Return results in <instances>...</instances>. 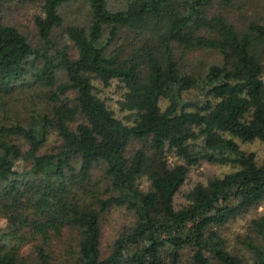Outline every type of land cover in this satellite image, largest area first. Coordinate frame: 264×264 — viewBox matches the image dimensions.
<instances>
[{
  "label": "trees",
  "instance_id": "obj_1",
  "mask_svg": "<svg viewBox=\"0 0 264 264\" xmlns=\"http://www.w3.org/2000/svg\"><path fill=\"white\" fill-rule=\"evenodd\" d=\"M3 1L27 0H0V264H264V217L241 241L249 263L221 235L264 201V158L239 145L264 144V16L237 26L235 0H128L115 11L86 0L88 23L66 27L58 47L52 34L71 0H40L37 49L3 22ZM199 50L219 61L189 68L186 57ZM113 81L123 120L96 92ZM31 85L44 91L42 105L24 121L8 119L4 99ZM51 133L58 142L44 151ZM202 162L234 171L196 184L176 208ZM114 209L133 222L103 256Z\"/></svg>",
  "mask_w": 264,
  "mask_h": 264
},
{
  "label": "rangeland",
  "instance_id": "obj_2",
  "mask_svg": "<svg viewBox=\"0 0 264 264\" xmlns=\"http://www.w3.org/2000/svg\"><path fill=\"white\" fill-rule=\"evenodd\" d=\"M128 0H106L107 6L111 11L123 8ZM263 0H235V9L231 13V21L235 22L237 26H240L243 22V18L257 19L264 16L262 8ZM40 0H27L24 3L3 1L2 2V14L3 22L15 26L20 32H22L28 41L31 43L33 48H41L39 37L34 26V18L40 15ZM60 15L63 19V28L58 29L52 34V38L60 45L68 43L65 39V28L69 26H85L88 23L90 17V9L86 0H71L60 9ZM72 56L75 55L74 49L71 48ZM186 62L189 68L200 67L202 70L205 66L215 64L219 61V56L215 52L208 50H199L190 53L186 57ZM203 63L204 66L200 65ZM37 66L40 64V60L36 62ZM60 80H63L62 74L59 75ZM97 94L106 101L107 105L113 110L115 116L121 120L124 119L126 114L121 113L117 101L121 98L122 90L120 89L117 81H113L112 85L108 88L102 87L96 83ZM43 90L35 86L25 87L16 90L12 94L8 95L4 100L3 105L6 116L10 120L20 119L24 121L26 114L29 110L42 105L43 102ZM195 91H190L185 95L186 99H193ZM58 142L57 136L51 133L49 140L44 148V151H49ZM140 144L133 142V147H139ZM241 150L245 152H252L256 156L258 163L264 158V144L258 141L253 143H241L239 142ZM170 163L177 162V158L169 156ZM234 169L229 165L219 166L212 165L205 162L190 169L187 179L180 192L175 197V206L180 208L185 205V194L190 191L196 184H206L207 181L214 177H222L228 173L233 172ZM95 179L98 177L99 172L95 170L93 172ZM143 190H146L148 183L145 181L141 182ZM264 217V201H262L255 208L250 209L243 215L239 216L236 220L229 222L222 230L221 235L226 239L227 249L233 253L244 255L247 262L249 263L250 256L245 251V248L241 244L242 239L249 232V225L252 220ZM103 222V233L101 237V250L103 256L108 255L111 248L112 242L117 237V234L124 225H129L133 222L132 213L124 209L111 210L105 217ZM0 229L4 232L7 230V221L4 218H0ZM63 238L67 236L64 233ZM70 237V236H67ZM59 239L54 244V250L56 248L57 258H60L61 251L63 248L64 239ZM28 244H24L21 248V252L25 253L28 251ZM186 257L183 258L180 264H186Z\"/></svg>",
  "mask_w": 264,
  "mask_h": 264
}]
</instances>
